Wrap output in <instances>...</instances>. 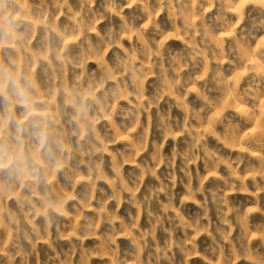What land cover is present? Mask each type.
Returning a JSON list of instances; mask_svg holds the SVG:
<instances>
[{"label": "rangeland", "instance_id": "rangeland-1", "mask_svg": "<svg viewBox=\"0 0 264 264\" xmlns=\"http://www.w3.org/2000/svg\"><path fill=\"white\" fill-rule=\"evenodd\" d=\"M0 264H264V0H0Z\"/></svg>", "mask_w": 264, "mask_h": 264}]
</instances>
